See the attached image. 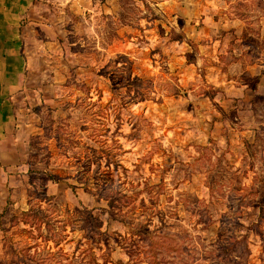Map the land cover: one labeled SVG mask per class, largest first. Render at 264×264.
I'll return each instance as SVG.
<instances>
[{
	"label": "rangeland",
	"instance_id": "1",
	"mask_svg": "<svg viewBox=\"0 0 264 264\" xmlns=\"http://www.w3.org/2000/svg\"><path fill=\"white\" fill-rule=\"evenodd\" d=\"M36 19L22 199L42 221L4 210L0 264H264V0H39Z\"/></svg>",
	"mask_w": 264,
	"mask_h": 264
},
{
	"label": "crops",
	"instance_id": "2",
	"mask_svg": "<svg viewBox=\"0 0 264 264\" xmlns=\"http://www.w3.org/2000/svg\"><path fill=\"white\" fill-rule=\"evenodd\" d=\"M38 3L0 0V217L4 210L18 216L16 210L20 208V214L27 209L22 197L27 192L31 167L22 155L28 146L29 121L33 120L30 106L37 103L27 89L25 66L32 64L31 60L44 59L26 52L37 48L30 44H35V36L42 33L39 25L43 23L36 22ZM228 96L238 95L231 92Z\"/></svg>",
	"mask_w": 264,
	"mask_h": 264
},
{
	"label": "trees",
	"instance_id": "3",
	"mask_svg": "<svg viewBox=\"0 0 264 264\" xmlns=\"http://www.w3.org/2000/svg\"><path fill=\"white\" fill-rule=\"evenodd\" d=\"M83 189L86 192L91 193L92 195H94L97 201L102 200V199L105 200L106 201V205H107V209L104 208L103 210L105 212H107L108 214H110L112 217L114 216L113 212L122 214L123 213V207L127 206V204H128V201H127L128 200V196L127 195H123L118 190H114V189L106 190L105 189V190H103L101 192H96V191H91L90 189H88L86 187V185H83ZM27 192H29V191H27ZM128 210H130V208ZM82 212L85 213V217H84V220L82 221V223H80L81 229L82 230L90 229L92 234L98 235L99 238L101 236H103L104 234L100 230V221L97 219V217L95 215H92L91 213H89L87 215V212H89V209L87 207H85L84 205H82ZM26 214H30V216H33V217L36 216V217L39 218L38 213H34V209L32 207H29L28 209L21 211V215L22 216H26ZM13 219H16L17 221H21L24 224H27V223L30 222L27 219H23L22 217L20 218V216L19 217H13ZM39 221L40 222L42 221L41 217L39 218ZM104 238H107V237H104ZM88 243H90V241H88ZM235 243H238V244L243 243V240L236 241ZM172 247L174 249H177L173 245H172ZM228 248L227 249L221 248V250H224L225 252H227ZM244 249H245L246 255H247L249 253V249H248V247H246V244L244 245Z\"/></svg>",
	"mask_w": 264,
	"mask_h": 264
}]
</instances>
